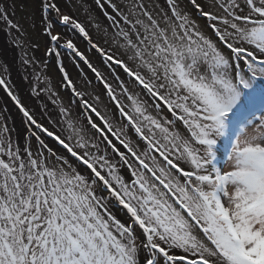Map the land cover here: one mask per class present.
Wrapping results in <instances>:
<instances>
[{
    "label": "snow or ice",
    "instance_id": "6c2138e0",
    "mask_svg": "<svg viewBox=\"0 0 264 264\" xmlns=\"http://www.w3.org/2000/svg\"><path fill=\"white\" fill-rule=\"evenodd\" d=\"M189 2L195 15L180 0H95L127 62L102 55L139 89L115 74L129 111L53 31L89 38L85 28L41 0L47 36L95 73L135 138L114 130L62 65L98 118L85 116L99 134L91 146L50 129L0 78L27 126L0 123V264H264V0ZM0 20L19 30L6 8Z\"/></svg>",
    "mask_w": 264,
    "mask_h": 264
},
{
    "label": "rangeland",
    "instance_id": "374dc122",
    "mask_svg": "<svg viewBox=\"0 0 264 264\" xmlns=\"http://www.w3.org/2000/svg\"><path fill=\"white\" fill-rule=\"evenodd\" d=\"M84 1L86 3L85 6L89 8L88 11L82 9V11L85 12H83L84 14H81V12H79V14L76 13L78 12L77 7L72 6L71 0H62V4L68 11H76L74 15L71 16L81 23L100 51H97L91 46L89 38L83 37L78 31L71 30L67 26L57 24L54 26L53 31L62 37H70L77 50L81 53L85 51L86 46V59L102 74L106 81L112 85L117 95L120 96L121 102L125 105L126 110L130 111L132 109V102L128 100L126 96L121 95L122 90L119 87V81L117 82L114 79V74L120 75L125 81V86L129 89V93L133 96L138 94L139 89L131 83L130 77L126 74L125 76L122 75V69L118 70V66L112 65L111 62L106 59V56L102 55V53H106L107 55L123 59L127 62V55H125L124 50L117 45V41H120V38L114 36L117 29L114 26H109V22L104 18L100 9L96 6L95 0H93L95 6H93L92 0ZM56 2L58 3V1ZM114 2L120 4L122 0H114ZM151 2L163 4V0H151ZM200 2L207 3L208 0H200ZM145 3H149V0H145ZM180 3L183 8L195 15L189 0H180ZM0 7L6 8L10 19L19 25V30H12L6 26L3 20H0V32L6 36V38L4 36L6 44L0 47V64L3 67L0 66V78L5 79L4 76H7V79L11 81L13 86L17 89L22 103H25L26 106H31L35 111L44 112V115L38 118H40L46 126L54 131L60 132L66 138L71 117L76 114L74 116L76 122L75 126L78 129L76 134L69 137L71 138L70 142L75 143L77 139L82 138L88 141L89 146H91L93 141H99V137L94 138L92 132L88 130L87 121L85 120L86 115H92L94 118L95 114L83 109L80 104V98L73 94L71 88L67 85V81L64 80V73L60 71L61 65L68 73L75 88L83 94V98L97 108L101 115L108 118L114 130L120 129V127L122 128L126 125V121L124 120L123 125L121 123L119 127L118 118L114 113L115 109L112 107V103L114 104V102H112L107 95V91L104 89L101 80L97 77L92 79L90 73L94 75L95 73H93L88 66L90 71L89 74L86 70H83L82 61L79 57L75 56V53L68 49L57 47L56 43L51 45V42H48V40L51 39L47 36L45 28L42 29L41 32L33 28L36 26V23L37 27L40 23L39 16L42 11L38 3H35L33 0H0ZM60 8L63 12L70 15V12L68 13L63 6ZM52 16L55 18V13H52ZM86 19H88V23H86ZM201 23H203V21H201ZM47 42L48 44L45 45ZM63 42L62 40V44ZM120 42L122 43V41ZM7 43L10 46H14L16 49H18L17 46H22L19 47V49H24L26 55L35 60V63H32L33 61H28L29 59L26 60L30 63L31 73L26 66L17 63V56L13 49V63L10 64L4 59L2 51L6 45L8 46ZM44 45L50 46V49H54L55 51L49 52L46 47H43ZM32 46H37L40 52L42 51L45 53V51H47L48 57L44 55V58H40V56L37 55V53L39 54L40 52L36 51ZM56 52L63 54V57H60V55L57 56L55 54ZM89 55H92L95 61L91 58L89 59ZM101 67H109L112 68L113 71L101 70ZM104 71L106 75L103 73ZM33 75H35V77ZM31 81L35 83L33 85L35 88L31 87ZM17 82L21 83L17 84ZM36 93H39V95L37 96ZM48 95H51L53 99L55 98L62 109L66 110L67 113L65 114L60 107L57 109L54 106L53 100ZM70 100L73 102L70 103ZM52 107L57 110V118ZM0 109H7V111L0 112V123L4 122L3 117H7L9 128L26 129L27 126L22 122V114L15 107L10 97L7 96L6 92L3 91L2 87H0ZM114 116H116V118ZM58 121L60 123L64 122L61 124V131L53 127V124ZM126 132L128 133V131ZM129 134L130 136L133 135L131 131H129ZM12 136L14 143H24L15 132H13ZM133 137L135 138V135ZM45 139L50 138L45 137ZM125 175L130 176V173H125Z\"/></svg>",
    "mask_w": 264,
    "mask_h": 264
},
{
    "label": "clouds",
    "instance_id": "9594fccd",
    "mask_svg": "<svg viewBox=\"0 0 264 264\" xmlns=\"http://www.w3.org/2000/svg\"><path fill=\"white\" fill-rule=\"evenodd\" d=\"M56 1H58V2H60L59 0H56ZM91 1V0H90ZM92 4H93V6H95L94 5V2H93V0H92ZM89 9V8H88ZM105 18V17H104ZM1 33V32H0ZM3 34V33H2ZM5 36V35H4ZM5 38H6V36H5ZM90 38V37H89ZM8 39V38H7ZM6 39V40H7ZM90 40H91V42L92 43H94L93 42V40L90 38ZM8 44V43H7ZM31 44V43H30ZM95 44V43H94ZM8 46L9 47H11L14 51H15V53H16V56H17V63L19 64H21V65H24V66H26L27 67V69L30 71V73H31V70H30V66H29V62L28 61H33L32 63H35V60L34 59H31L30 57H28L27 55H26V53H25V51H24V49L23 50H21V49H19V47H22V46H17V48L18 49H16L14 46H10L9 44H8ZM92 46V45H91ZM33 47V46H32ZM34 49H36V51H38L37 50V47L35 46V47H33ZM39 52V51H38ZM82 54L84 55V56H86L87 55V48H86V46H85V51L84 52H82ZM37 55L38 56H40V58H43L44 57V54H42L41 52L38 54L37 53ZM90 57L95 61V59H94V57L92 56V55H89V59H90ZM47 58V57H46ZM25 59V60H24ZM29 59V60H28ZM26 60H28V61H26ZM23 61V62H22ZM2 64H4V63H2ZM5 65V64H4ZM82 65H83V70H86L87 72H88V74H89V69H88V67H87V65L82 61ZM0 66H1V64H0ZM6 66V65H5ZM2 67V66H1ZM7 67V66H6ZM3 68V67H2ZM118 70H120V68H118ZM121 73H122V75L123 76H125V73H123L122 71H121ZM91 74V76H92V79H95L96 78V76L94 75V74H92V73H90ZM32 75V74H31ZM115 75V74H114ZM34 77H35V75H33ZM5 77V80L7 79V76L5 75L4 76ZM115 79V78H114ZM8 80V79H7ZM29 80V79H28ZM116 80V79H115ZM9 81V80H8ZM117 81V80H116ZM118 82V81H117ZM31 87L32 88H35V87H33V85L36 83V78H35V83H33L32 81H31ZM9 87H11L12 89H13V91H14V93L15 94H17L18 96H19V94H18V91H17V89L13 86V84H12V82L11 81H9ZM36 90V89H35ZM37 91H39V90H37ZM52 100H53V102H54V106L58 109L59 107L62 109V107L60 106V104L57 102V100L54 98L53 99V97L51 96V95H48ZM113 108L115 109V106L113 105ZM52 109L54 110V112H55V116H56V118H57V110H55V108L54 107H52ZM64 112H65V114L67 113V111L66 110H64V109H62ZM115 113V115L117 116V118H118V123H119V127H120V124L122 123V125H123V122H124V119H123V117H120L119 116V114L115 111L114 112ZM114 113H113V115H114ZM76 114H74V115H72V117H71V120H70V122H69V127H68V134H66V139H68L71 135H74V134H76L77 133V127L75 126V118H74V116H75ZM116 116H114L115 118H116ZM94 118L95 119H97L98 120V118H96L95 117V115H94ZM78 120H79V118H78ZM64 123V122H63ZM63 123H60L59 121L57 122V123H54L53 124V127H55V128H57V129H59V131H61V129H62V125L61 124H63ZM87 127H88V130H90L91 132H92V134L94 135V138H96V137H99V134L98 133H96V131H95V129H93L92 127H91V125L90 124H88L87 123ZM121 128V127H120ZM122 128H124L125 129V131H128V135L130 136V134H129V130L127 129L126 130V125H124ZM132 136L131 137H133L135 134H134V132H132ZM26 135H29L30 136V134H26ZM112 139H115L114 137H112ZM117 143H118V141H117Z\"/></svg>",
    "mask_w": 264,
    "mask_h": 264
},
{
    "label": "trees",
    "instance_id": "16d2710c",
    "mask_svg": "<svg viewBox=\"0 0 264 264\" xmlns=\"http://www.w3.org/2000/svg\"><path fill=\"white\" fill-rule=\"evenodd\" d=\"M35 3H38V5L40 6V8H41V11H42V6H41V0L40 1H38V0H33ZM60 2H58V4H59V6L60 7H62L63 6V8L64 9H66V7L62 4V0H59ZM71 3H72V6H76L77 7V11L78 12H76V11H68V9H66L67 11H68V13L70 12V15H74V12H76V13H78L79 14V12H81V14H84L85 12L84 11H82V9H86V11H88V7L87 6H85V1L84 0H77V2H76V0H71ZM81 4V5H80ZM84 12V13H83ZM39 19H40V23H39V25H38V27H37V23H36V26H34L33 28L34 29H36L37 31H39V32H41L42 31V29H44L45 27H46V25H45V22L42 20V13H41V15L39 16ZM86 23H88V19H86ZM48 40V39H47ZM48 42H51V45H53V42L51 41V40H48ZM48 42L45 44V45H47L48 44ZM56 44H62V40L61 41H58V42H56ZM47 57H48V55H47ZM60 57H63V54H60ZM44 58V57H43ZM91 58V57H90ZM92 59V58H91ZM101 70H105V71H113L112 70V68H109V67H101ZM105 71L103 72L104 74H105ZM106 75V74H105ZM115 76V75H114ZM113 103H112V107H113ZM151 111V110H150Z\"/></svg>",
    "mask_w": 264,
    "mask_h": 264
},
{
    "label": "bare ground",
    "instance_id": "6f19581e",
    "mask_svg": "<svg viewBox=\"0 0 264 264\" xmlns=\"http://www.w3.org/2000/svg\"><path fill=\"white\" fill-rule=\"evenodd\" d=\"M6 43H5V41H4V34H1L0 33V47L1 46H3V45H5ZM40 44V43H39ZM38 44V45H39ZM37 47V46H36ZM43 47H46L48 50L50 49V46H43ZM37 50L40 52V50H39V48L37 47ZM41 53L42 54H44V55H48L47 54V51H45V53H43L42 51H41ZM2 54H3V57H4V59L7 61V62H9L10 64H12L13 63V51H12V48L11 47H9V46H5L4 47V50L2 51ZM15 72V71H14ZM13 72V73H14ZM7 80V79H6ZM8 81V80H7ZM8 83H9V81H8ZM21 82H17V84H20ZM3 91H4V89H3Z\"/></svg>",
    "mask_w": 264,
    "mask_h": 264
}]
</instances>
